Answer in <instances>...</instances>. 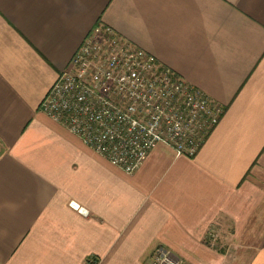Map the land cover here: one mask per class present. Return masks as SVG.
<instances>
[{
    "label": "crops",
    "instance_id": "obj_1",
    "mask_svg": "<svg viewBox=\"0 0 264 264\" xmlns=\"http://www.w3.org/2000/svg\"><path fill=\"white\" fill-rule=\"evenodd\" d=\"M98 24L223 108L195 157L159 144L128 175L40 110ZM158 248L264 264V0H0V264Z\"/></svg>",
    "mask_w": 264,
    "mask_h": 264
},
{
    "label": "built area",
    "instance_id": "obj_2",
    "mask_svg": "<svg viewBox=\"0 0 264 264\" xmlns=\"http://www.w3.org/2000/svg\"><path fill=\"white\" fill-rule=\"evenodd\" d=\"M40 110L128 175L159 144L195 157L224 113L204 92L101 24L86 36ZM152 262L183 264L163 248Z\"/></svg>",
    "mask_w": 264,
    "mask_h": 264
}]
</instances>
